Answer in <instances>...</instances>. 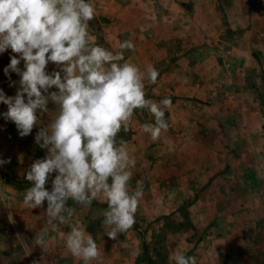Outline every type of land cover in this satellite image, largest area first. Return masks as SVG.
Instances as JSON below:
<instances>
[{
	"label": "rangeland",
	"instance_id": "1",
	"mask_svg": "<svg viewBox=\"0 0 264 264\" xmlns=\"http://www.w3.org/2000/svg\"><path fill=\"white\" fill-rule=\"evenodd\" d=\"M91 3L95 15L89 31L96 43L116 50L130 39L135 50L125 51V59L142 71L153 65L159 72L155 84L145 82V98L158 103L167 97L172 104L165 111L169 128L158 140L142 131L143 124L155 122L146 109L135 110L128 131L122 127L117 136L127 142L135 160L129 191L138 181L143 184L133 226L112 239L106 235L110 228L103 224L107 207H73L69 223L83 227L100 250V257L89 264H149L144 242L155 264H174L169 257L177 251L195 256L197 264H233L235 248L228 245V228L238 206L234 196L243 192L235 193L230 181L234 170L243 176L239 161L245 152L264 142V118L251 116L264 111V44L245 43L235 36L237 32L223 27L235 15L230 0ZM11 55V49L0 54V89L8 96L16 94L4 74ZM53 70L58 69L49 63L47 71ZM11 77L19 80L16 73ZM240 80L254 85L252 103H245L242 95L235 97L247 90L245 84L238 85ZM6 111L7 106L0 104V114ZM38 131L34 127L30 135L20 137L16 125L0 115V159L11 161L0 165V264H83L66 249L70 227L61 224L53 231L48 225L47 201L35 209L23 205L27 189L20 186L32 183L26 172L47 154L35 143ZM55 175L50 174L45 185L49 191ZM5 196L9 207L3 204ZM41 233H46V242L39 246L35 237Z\"/></svg>",
	"mask_w": 264,
	"mask_h": 264
},
{
	"label": "clouds",
	"instance_id": "2",
	"mask_svg": "<svg viewBox=\"0 0 264 264\" xmlns=\"http://www.w3.org/2000/svg\"><path fill=\"white\" fill-rule=\"evenodd\" d=\"M94 15L91 0H0V54L9 49L14 53L4 74L9 87L16 88L14 96L0 89V104L7 106L0 115L16 125L20 137L38 127L35 143L47 152L26 172L33 186L26 190L23 205L35 209L47 201L48 225L53 231L61 224L70 227L66 249L83 264L97 260L100 250L83 227L69 223L75 213L69 200L90 206L103 199V224L110 228L106 235L117 239L127 232L135 222L143 184L138 181L129 191L135 160L127 142L117 140L118 133L122 127L128 131L135 110L146 109L155 122L143 124L142 131L158 140L169 128L165 111L172 104L167 97L158 103L145 98V82L155 84L159 72L153 65L142 71L125 59V51L135 50L130 39L116 50L96 43L89 31ZM49 63L58 70L47 71ZM10 162L0 159V165ZM52 173L49 191L45 185ZM3 204L9 207L6 196ZM8 218L11 222V213ZM45 235L36 234L37 245L45 244ZM169 259L197 264L195 256L179 251Z\"/></svg>",
	"mask_w": 264,
	"mask_h": 264
},
{
	"label": "crops",
	"instance_id": "3",
	"mask_svg": "<svg viewBox=\"0 0 264 264\" xmlns=\"http://www.w3.org/2000/svg\"><path fill=\"white\" fill-rule=\"evenodd\" d=\"M230 5L235 15L229 19V24L225 23L226 26L220 21L221 26L237 32L235 36L245 43L253 41L259 42V46L264 44V0H230ZM261 51L264 69V48H261ZM236 53L237 56L240 55L239 46L235 47ZM237 68L234 64L233 69L236 71ZM244 70L248 71L247 68ZM244 84L247 90L236 93L235 97L242 95L245 103H252L255 100L254 85L246 80H240L238 85L243 87ZM254 113L251 112V116L264 118L263 110ZM261 133H264V128L261 129ZM239 165L245 169L243 176L237 175L234 170L231 176L233 180L230 181L235 193L243 192L234 196L237 198L238 206L235 207L228 228L230 240L228 245L235 248L232 262L233 264H264V142H261L260 148L251 147L245 152L244 159L239 161Z\"/></svg>",
	"mask_w": 264,
	"mask_h": 264
},
{
	"label": "trees",
	"instance_id": "4",
	"mask_svg": "<svg viewBox=\"0 0 264 264\" xmlns=\"http://www.w3.org/2000/svg\"><path fill=\"white\" fill-rule=\"evenodd\" d=\"M2 176L4 178H7L10 181V183H14V180L12 178H10V176L7 173H4ZM31 186H33L32 183H26L25 185L20 186V188L21 189H28ZM46 189H47V187H46ZM75 205L76 204L73 201L69 200V202H68V206L69 207H74ZM92 205H96V206H99V207H107V203H101V202H99L97 200H94L92 202ZM143 250H144L145 256H146L147 261L149 262V264H155L154 261L152 260L151 256L149 255L148 245H147L146 242L143 243Z\"/></svg>",
	"mask_w": 264,
	"mask_h": 264
}]
</instances>
